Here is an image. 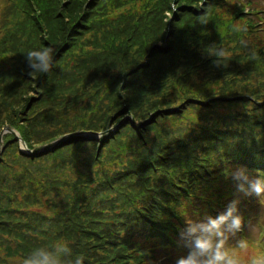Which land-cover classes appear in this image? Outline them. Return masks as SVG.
Returning <instances> with one entry per match:
<instances>
[{
  "label": "trees",
  "instance_id": "1",
  "mask_svg": "<svg viewBox=\"0 0 264 264\" xmlns=\"http://www.w3.org/2000/svg\"><path fill=\"white\" fill-rule=\"evenodd\" d=\"M153 1L146 0V7L150 8ZM177 1L183 7H192L197 2ZM220 1L206 0V5L217 6ZM184 12L182 8V16ZM212 14L213 8H206L198 14L187 10L186 19L190 23L207 20L213 28L210 35L213 38L217 23L211 19ZM200 16H204L205 21L198 20ZM49 26L54 28L52 24ZM143 30L146 35H140L138 39L143 42L132 46L129 53L121 54L126 36L130 35L126 28L122 32H109L103 42L98 41V37L93 38L96 42L94 50L84 60L57 58L49 72L37 73L34 77L27 74L24 66L0 75V134L5 127L14 129L31 150L30 154L21 152L12 133L2 134L0 264H22L34 248H50L61 241L67 242L72 249L71 256L63 257L65 264H74L76 257H82L83 264L134 262L130 252L139 240L129 228L136 219L137 205L130 198V189L143 177L141 169L136 167L141 160L136 163L128 156L129 131L120 133L114 146H106L108 155L124 165L125 173L119 176L122 183L114 184L110 194L103 199H95L92 220H88L83 229L80 228L82 225H74L82 223L80 211L83 206L92 205V201L83 197L81 190L69 191L78 184L83 186L85 180L96 173L85 171H89L98 156L97 152H91L97 147L93 140L71 133L106 129L112 114L120 111L129 100L125 95L129 78L139 82L162 79L171 90H177L182 83L183 71L225 70L227 74L217 76L214 86L219 92L215 100L209 103L207 112L199 111L197 122L191 124L188 133L182 134L184 138H172L167 129H159L153 134L154 143L153 137L149 140L148 148H158L167 133L164 147L191 142L195 148L192 151L193 164L202 161L204 164L208 155L214 164L220 165L217 168L222 174L215 171L216 179L223 180L227 188L221 190L214 181L208 183L204 179L199 183L205 197L213 194L229 196L227 190L236 187L231 173L239 166H244L250 173L261 171L264 174V96L261 95L264 83L260 78L257 85L252 82L263 76L258 53L263 45L249 47L248 53L244 48H212L173 31L167 36L162 34L148 40V34L152 32L148 28ZM155 41H160V45L153 44ZM13 42L7 35L0 40V60L3 63L7 60L15 63L9 49L15 48ZM42 45L48 46L46 43ZM221 51L224 56L218 55ZM242 59L249 64L240 67L238 62ZM229 65H236L242 75L231 70ZM144 101L137 103L138 113L142 112ZM158 110L165 111L163 107L146 108L144 114ZM178 110H175L176 114ZM170 115V112H162L161 118ZM55 140L60 141L54 145ZM140 142L144 144L142 139ZM190 167L193 172L198 169ZM104 169L112 171L108 166ZM98 179L102 181V177ZM192 180L187 182L188 186L197 184ZM57 184L64 188L56 190ZM178 211V208H172L165 212L164 221L175 222ZM168 229L172 233L173 228L168 226ZM84 234L86 238L81 241L78 237Z\"/></svg>",
  "mask_w": 264,
  "mask_h": 264
},
{
  "label": "rangeland",
  "instance_id": "2",
  "mask_svg": "<svg viewBox=\"0 0 264 264\" xmlns=\"http://www.w3.org/2000/svg\"><path fill=\"white\" fill-rule=\"evenodd\" d=\"M197 1L200 6H207L209 7V9L220 8L218 9V12H219L218 15L226 17V18L230 17L223 12V10L226 7H230L234 11L236 10V8L232 6V3L235 0H221L220 4L223 1H225L226 3L225 6H223V4L221 5L217 4V6H211L210 3H209L210 6H208L206 5V0H197ZM132 2H138V1L137 0L130 1L126 3V7H130ZM10 3H11V0H0V17L4 15L3 14L4 9L7 7L6 5ZM246 10L251 11V8H247ZM126 12H127V8L121 9V10L114 9L112 11L113 22L120 21L121 19L119 17V14L120 13L124 14ZM163 13H164V8H161V14ZM231 18H232L231 23L233 24V27L236 29H241L245 33V38L247 39L253 38V40L258 45L262 44L263 40H260L258 37L257 38L253 37L254 35H252V31L254 30V28L251 27L248 21H246L248 19V16L245 12L241 13L239 16L237 15V17L231 16ZM56 19L57 18L54 17V21ZM199 19H202L205 21L204 16H200L198 20ZM54 21L51 22L52 25H54ZM198 22H202V21H198ZM202 23H205V22H202ZM259 25L261 27H264V23H261ZM163 28H164V25L162 21L157 20L156 26L154 27V29H151V32L153 34L162 35L164 34ZM44 31H45L44 37L47 40V44H48L47 47L52 48L54 50L53 60L58 58V56L63 57L69 48L68 46H64L61 48L64 34L60 33L58 36H53L50 34L48 29H45ZM246 34L249 36H247ZM41 35H42V31H39V30L26 31L25 36H23L16 44H14L16 45L15 48H9L10 50H12L11 56L13 57L15 63L9 60H7L6 63H3L0 60V75L3 74L4 72H13L14 68L15 69L19 68L18 66L26 67V62H25L24 57L28 51L46 48L42 45L43 39L40 38ZM2 37L3 35H0V40ZM128 37L129 35L126 36V38ZM263 39H264V34H263ZM232 40L233 41L231 43V46H234L237 40V37L234 36ZM39 41H41L42 43H40ZM208 43L211 44V41L209 40ZM211 45L217 47L220 44L218 45L211 44ZM220 46L227 47L228 43L227 44L224 43L223 45H220ZM197 48L200 49L201 46H198ZM244 63L249 64L245 62V60L242 59L240 62H238V65L241 67ZM235 66L236 65H231L230 69L240 75L241 74V72H239L240 69L239 68L236 69ZM224 72L225 70L223 69L219 71L213 70V69H197L191 72L183 71V75L181 76L182 83L180 84V86L177 87V90H171L169 87V84L163 81L162 79H159L157 82H139L133 77L129 78L128 82L126 83L127 90L125 92V95L129 98V100L122 106L120 111L112 114L111 116L112 121L110 122L108 126V128L111 129L112 131H109V134L105 135L104 137L100 136V140H101L100 144L94 141L97 144V147L91 150V152L93 151L97 152L98 156H97L95 163L89 169V171H85V170L84 171L85 172L95 171L96 173L93 174L91 177H89L87 180H85L84 187L78 184L75 189H72L69 191L85 190V192L89 194L92 190H95L97 191L95 195H97V197H102V196H107L110 194L111 183L112 184L122 183L119 177L115 178L114 180H112L111 178L112 176L116 175V173L119 172V170L124 169V165L119 163L118 160L114 156L108 155V148H106V146L108 145L114 146L120 139V133L127 131V129L129 128L128 126H131L135 129V131H129V132L127 131L128 138H129L128 156H130V158H132L136 163H138L139 160L142 161L144 159H150V158L153 159L155 157V165L152 168L144 170L143 167L136 165V167L141 169L140 175L143 178L141 181L132 185V187L134 188V191L130 193V198L136 203L141 202L140 196H145L146 193L140 187V185L142 183L156 182L157 179L166 177L165 172L176 170L178 166L181 163H183V157H184L181 154L184 150L173 149V148H171L170 150H167L163 148L164 147L163 142H167L168 140L167 133H164V136L162 138L163 141L158 143V149L156 147H153L150 149L139 148L137 152V148L135 147V140L137 137H140L141 134L145 132V128H149L148 123L150 122V119H151V117L148 118L147 116L139 115V113L136 111V105L139 102L141 95L145 93L151 100H153L152 104L150 105V108H153L154 106L157 105L165 109V111L158 110L157 112H155V114H158L161 112L168 113V112H172L173 110L175 111L179 109L177 112V117H179L181 120L187 121V119L191 116L192 111L196 113H199V111H204V112L208 111V106L210 105L209 103L215 100L214 97L219 92V88H217V86H214L215 82H217V76H223L227 74ZM178 73H181V71L179 70ZM27 74H28V69H27ZM33 75L35 76L37 75V73H34ZM259 78L264 83V72H263V76L253 79L252 82L254 85L258 84ZM218 82H221V81H218ZM235 84H237V81L235 82ZM248 84L249 82L247 83V85ZM20 95L21 94L19 93L18 96ZM261 95L264 96V91L261 93ZM130 119H132L133 121L139 124V126H137L138 128L134 126L133 124H128V120ZM166 120H167V117L164 118V116L162 118L155 120V125L153 127L163 123ZM197 120L198 119H196V121L194 120V122H197ZM179 128H180V125H179ZM179 128L174 132L173 135L171 134L172 138L177 137ZM154 140H155V136H153V143H154ZM103 143H106V144L102 145ZM169 152L172 158L170 159V162L168 164V159H166V156H168ZM157 153L159 154L158 159H157ZM184 155L187 156L188 154L186 153ZM101 163H104V164L100 166ZM106 166L110 167L112 171L106 172L104 169V167ZM98 177H102V181H100ZM108 180H110L111 182L110 184H107ZM61 188H64V187L59 186L57 184L56 190H60ZM223 192L226 193V191H223ZM208 198H209L208 202L210 204L215 205L216 209H219V207L217 206L218 203H222L223 205H226L228 201V198H226V196L221 197L220 195H216V194H213V196L211 197H204L202 200H205ZM256 200L257 199L255 197L250 199L251 202H254ZM154 210L156 211L157 208H155ZM205 211L209 212L207 209H205ZM254 215L255 217L250 219V221L255 220L254 222L251 223V225H253V229L260 232L264 229V204L256 207ZM249 216L250 215H248V217ZM247 242H248V249L246 251L241 252L238 249L236 250L237 254L241 257L242 260L247 261L248 258L254 254L263 255V251H264V237L263 236H260L258 238V244L260 247L259 250L255 247L252 241L251 242L247 241ZM172 248L174 250H179L178 247L174 245H172ZM186 252L187 250L184 249L183 255H185ZM178 253L179 251H175L171 256H169L165 260H162L161 258L159 260L151 259L154 257L151 251L145 252L141 257L143 259H149L145 261L144 264H175V262H170V261ZM130 254H131V257L134 258V262H131L130 264H141L142 263L141 261L138 262L139 258L136 252H133V253L131 252ZM128 263L129 261L122 262L120 264H128Z\"/></svg>",
  "mask_w": 264,
  "mask_h": 264
},
{
  "label": "clouds",
  "instance_id": "3",
  "mask_svg": "<svg viewBox=\"0 0 264 264\" xmlns=\"http://www.w3.org/2000/svg\"><path fill=\"white\" fill-rule=\"evenodd\" d=\"M53 53L54 50L48 47L28 51L24 57L28 75L49 72ZM218 55L225 54L221 51ZM231 179L237 182V193L243 194L244 197H255L259 203L264 204V174L258 171L253 177L247 168L239 166L231 173ZM240 203L241 200L237 197L228 203L226 211H221L215 216L205 212L202 218L198 214L195 219H185L186 227L179 230L177 243L187 252L177 257L175 264H243L236 250L246 251L248 242L238 239L234 246H229V240L244 229V218L238 207ZM71 255L69 244L61 241L50 248H34L23 259L22 264H65L63 257ZM74 264H83L82 257H76ZM248 264H264V255L252 256Z\"/></svg>",
  "mask_w": 264,
  "mask_h": 264
}]
</instances>
